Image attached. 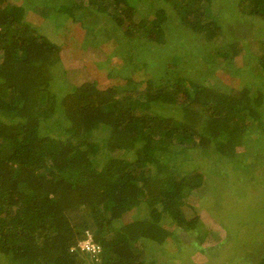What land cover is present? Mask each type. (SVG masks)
<instances>
[{
    "label": "trees",
    "instance_id": "16d2710c",
    "mask_svg": "<svg viewBox=\"0 0 264 264\" xmlns=\"http://www.w3.org/2000/svg\"><path fill=\"white\" fill-rule=\"evenodd\" d=\"M16 1L0 0V264H159L147 257L176 229L196 232L202 243L206 234L198 218L185 217L184 201L205 181L203 159L237 170L251 134L264 138L263 90L208 88L175 66L170 80L128 79L120 89L86 81L57 94L51 87L59 43L23 18H45L70 4L82 26L96 14L127 37L141 32L154 41L184 26L216 45L228 31L212 0H154L151 19L137 17L128 0ZM235 3L242 16L264 24V0ZM213 45L204 55L217 66L244 52L235 41L224 50ZM256 68L264 70V57ZM53 117L62 140L43 132ZM186 150L192 153L183 158L196 169L179 166ZM135 208L146 217L126 220ZM86 231L100 247L95 258L70 250ZM257 261L264 264V252Z\"/></svg>",
    "mask_w": 264,
    "mask_h": 264
},
{
    "label": "rangeland",
    "instance_id": "374dc122",
    "mask_svg": "<svg viewBox=\"0 0 264 264\" xmlns=\"http://www.w3.org/2000/svg\"><path fill=\"white\" fill-rule=\"evenodd\" d=\"M16 2L20 5L18 0ZM128 2L136 8L137 17L146 14L148 19L153 17L155 6L159 5L154 0ZM74 9L70 4L67 7L64 4L62 9L45 18L32 12L25 13L23 18L51 41L59 43L61 61L53 68L55 80L51 87L57 94L71 92L86 81H96L101 87L115 85L120 89L128 79L136 83L148 79L170 80L175 75V66L181 67L182 74H186L187 69L192 82L208 88L226 92L237 85V89L243 86L264 92V70L256 68L258 58L264 57V44L261 43L264 41V24L242 16L235 0H212V12L220 14L217 17L223 20L224 34L228 31L216 45L209 39L197 38L184 26L173 28L159 41H154L153 34L144 36L141 32L127 37L122 28L108 25L96 14L86 16L85 26H82L72 18V13L75 17L79 12ZM234 41L242 44L243 55L225 60L220 66L210 63V58L205 59L204 54L212 50V45L224 50L227 49L223 48L224 44ZM131 97L135 95L131 94ZM159 113L173 115L165 109ZM59 124L56 117L48 119L43 124V132L62 140L65 135ZM104 139L100 133L93 135L98 144ZM250 144L247 155L243 157V165L237 170H232L229 164L221 167V162L216 160L203 159L200 162V169L208 170L205 181L184 201L183 209L188 220L199 219L206 234L202 243L196 240V232L176 229L161 248L149 253L148 261L156 260L159 264L258 262V257L264 252V138L260 131L251 134ZM183 152L179 158L186 161L183 157L192 152ZM182 160H179V166L184 165L189 170L198 167L188 161L180 163ZM219 207L223 209L218 213ZM145 217L144 210L135 208L125 218L129 221ZM163 225L171 230L168 222ZM177 245L181 246L180 252L175 253ZM148 251H145L147 255Z\"/></svg>",
    "mask_w": 264,
    "mask_h": 264
},
{
    "label": "built area",
    "instance_id": "2783aa9c",
    "mask_svg": "<svg viewBox=\"0 0 264 264\" xmlns=\"http://www.w3.org/2000/svg\"><path fill=\"white\" fill-rule=\"evenodd\" d=\"M78 249L85 255H90L92 258L97 257V254L100 252V247L93 242L90 232H85V237L79 240L74 247L70 250Z\"/></svg>",
    "mask_w": 264,
    "mask_h": 264
}]
</instances>
